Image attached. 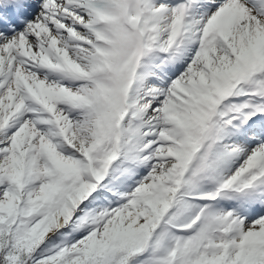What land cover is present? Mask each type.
<instances>
[{"label": "snow or ice", "instance_id": "obj_1", "mask_svg": "<svg viewBox=\"0 0 264 264\" xmlns=\"http://www.w3.org/2000/svg\"><path fill=\"white\" fill-rule=\"evenodd\" d=\"M0 264H264V0H0Z\"/></svg>", "mask_w": 264, "mask_h": 264}]
</instances>
